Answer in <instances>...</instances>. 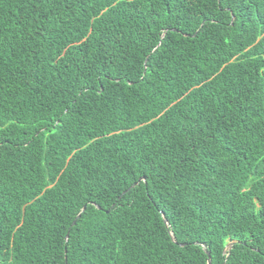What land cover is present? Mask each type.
<instances>
[{"label": "trees", "instance_id": "16d2710c", "mask_svg": "<svg viewBox=\"0 0 264 264\" xmlns=\"http://www.w3.org/2000/svg\"><path fill=\"white\" fill-rule=\"evenodd\" d=\"M209 258L264 264V0H0V264Z\"/></svg>", "mask_w": 264, "mask_h": 264}, {"label": "water", "instance_id": "95a60500", "mask_svg": "<svg viewBox=\"0 0 264 264\" xmlns=\"http://www.w3.org/2000/svg\"><path fill=\"white\" fill-rule=\"evenodd\" d=\"M141 180H144V178L139 179V181H141ZM165 223L168 224L167 220H165ZM235 243H236V241H232V242L228 243L226 248H225V251H230ZM208 264H211L210 258H209V263Z\"/></svg>", "mask_w": 264, "mask_h": 264}]
</instances>
